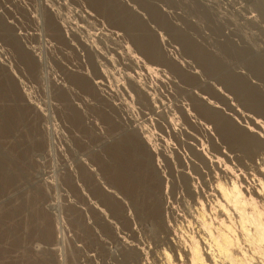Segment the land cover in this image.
Instances as JSON below:
<instances>
[{
    "label": "rangeland",
    "instance_id": "rangeland-1",
    "mask_svg": "<svg viewBox=\"0 0 264 264\" xmlns=\"http://www.w3.org/2000/svg\"><path fill=\"white\" fill-rule=\"evenodd\" d=\"M92 1L0 0L2 131L9 114L15 121L5 136L0 127V152L15 156L17 175L0 189V264H122L130 245L143 249L132 264H162L164 253L176 262L168 238L198 233L193 217L199 201L211 220L210 208L221 201L215 176L223 183L236 176L251 191L259 178L264 185V150L249 153L224 138L190 97L195 92L231 123L261 131L264 0H113L151 36L155 58ZM128 78L148 99L129 88ZM93 81L100 83L93 87ZM242 82L254 89L249 100L240 92ZM133 130L156 148L153 158L145 155L155 164L157 184L147 202L151 189L139 187L147 195L121 187L113 177L115 150L125 147L131 157L124 141L137 138ZM193 146L219 158L217 165L232 175L223 177Z\"/></svg>",
    "mask_w": 264,
    "mask_h": 264
},
{
    "label": "bare ground",
    "instance_id": "bare-ground-1",
    "mask_svg": "<svg viewBox=\"0 0 264 264\" xmlns=\"http://www.w3.org/2000/svg\"><path fill=\"white\" fill-rule=\"evenodd\" d=\"M92 2H94V4L97 7L105 10L106 13L108 15H110V18L113 21H115V20H116V22L120 21V22H122V24L125 27L129 28L132 31V34L135 37L136 41H138V43H140L142 46L145 47L144 50L146 52H148L147 54H151V56L154 58L158 56V55L157 56H155V55L158 54L159 52L156 53L157 50L155 49L156 50L155 51L154 49H152V47H155V46L151 45L153 43L152 40L150 39L151 36H148L147 31L139 23V21L136 19V17L134 18V16H133L131 18V17L123 16L124 10L120 6H118V4H115L113 2V0H94ZM113 14H115V15H113ZM125 14H127V13H125ZM129 16H131V15H129ZM150 40H151V43H150ZM87 49L91 50L92 48L89 47ZM197 54H198V52H197ZM154 58H152V59H154ZM171 60H172V58H171ZM174 60H176V59H174ZM174 60L170 61V63L171 62L174 63ZM176 62H178V61H176ZM135 63H136V60H135ZM173 63H171V65ZM213 63H214V61H213ZM174 64H173V67H174ZM177 65L180 66L179 63H176L175 66H177ZM174 68H176V67H174ZM144 69H147V71H149L150 67L145 64ZM77 77L79 78V76H77ZM84 78H85V76H84ZM128 79H129L128 82H127V79H126V82L128 83L129 88L131 87V89L133 88L135 91L142 93L143 97H144V95L147 96V91L144 89V87L141 86V84L138 83V81L131 79V78H128ZM230 81H231L230 83H234V81H232V79ZM93 82H91V84L93 83L92 86L95 85V87H96V85H98V83H100L99 81H93ZM246 85L244 82L241 83V89L242 90L240 92L243 93L242 94L243 98H246V100H249L248 98L253 95L252 93L254 92L253 91L254 89L252 90L251 87H248L250 85H248V86H246ZM5 86H6V84H5ZM190 97L195 98V100L197 101L196 106H198L197 108H200V110L202 111L203 114L214 119V123L216 124V127L223 134L224 138H226L230 142L234 141V142L240 143V145L243 148H245L246 151L249 153H251V151L253 153L254 151L260 150V149L264 150V137H263L264 132H262V131H264V124L260 123L258 120H255L254 123L257 124V126L256 125L255 126L257 128H259V126L261 127L260 128L261 131L260 130L256 131L255 129L253 130V127L251 128L249 125H248L249 126L248 127V126H244V125L239 124V123L236 124L235 122H234L235 124L233 122L231 123L229 120H227L230 117L227 118V116H225V117L222 116L219 113V110L216 109L217 107L214 108L215 106H212L209 101L204 100V98H201L195 92L191 93ZM146 99H148V96ZM251 99H253V98H251ZM253 102H255V101H253ZM259 106H262V105H259ZM263 110H264V105L262 107V111ZM17 114L19 115V112L16 113V116H18ZM185 115L187 116V118L190 117L189 116L190 114L187 111L185 112ZM13 116H14L13 114H9V118L7 117L6 120L4 119L2 121L4 124V130H3L4 132L2 131L3 127L0 126L2 136H5L6 133H8L10 131L12 124H14L15 121L12 120ZM258 124H259V126H258ZM199 126L204 131H206V134H208L209 138L212 139V141H214V137L212 138L213 133L210 131V128L206 125H203V123L200 124ZM134 132L136 133L137 138L134 139V138H130L128 136L129 139L126 138L124 141L125 146H128V148L131 149V150L129 149L130 153H131V155H130L131 157H129V159L127 158V155H126V157L124 155L125 150H123V149L125 147L122 148L121 146L120 147L118 146V149L115 150V151H117L116 153H118V155H117V157H115L116 159L114 160V162H112L113 163L112 165L114 166L113 177H114V181L116 183H119L121 187L126 184L127 186L126 185L125 186L128 188H129L128 185H131L130 187H132L133 189L138 188L137 191L140 188H143L144 190H147V191L149 189H151L152 191L150 190L151 192L149 194V195H151V197H149V195H148L149 192L148 193L144 192L143 189H141V191H143L144 193H147V195H148L147 196L148 198H146V202H147V199L150 200V199H153L155 197V196H153V194L155 193V191H153V190L157 188L156 177L154 178V176L156 175L155 174L156 173L155 164L153 161H151V163H150V161L147 160L150 157L153 158L154 153L156 152L155 151L156 148H154V145H152L150 143L148 137H146L144 135H140V133L138 134V130L137 131L135 130ZM140 132H141V134L143 133L142 131H140ZM118 143H122V142H118ZM120 145H122V144H120ZM193 148L195 149L196 153L199 156H201L202 159L205 160L207 163L213 165V167L218 166L217 163L219 161L218 160L219 158L216 157L217 159L213 160L210 158V156L208 157L205 153H203L201 151V149H197L194 146H193ZM19 149H18V151H19ZM142 149H143V151L144 150L146 151V154H143ZM126 150H127V148H126ZM1 152H2V150H1ZM1 152H0V189H2L4 186L6 187L7 184L10 185L14 180H16L15 177L17 176L15 169H14V166H13V158L15 156H13V154H12V156H13V158H12L10 153H9L10 154V156H9V155H6L5 152H2V153ZM21 153H23V152H21ZM15 154H17V153H15ZM23 154H22V156H23ZM145 155H147L146 156L147 159H146ZM122 157H124V160L122 159ZM18 158H20V156ZM136 159L139 162L136 164V167L138 168V166H139V168H141L140 169L141 172H143L141 174L142 175L146 174V176L149 177V180L143 181V180L139 179L140 177L138 178L137 172H140V170L137 169V171H136L137 174H136L135 173L136 168H133L136 161L134 163H132ZM79 164L83 168L82 170L84 172V175L91 176L89 173L90 170L86 169V166H84V163L81 160H80ZM131 165H133V166H131ZM113 166H112V168H113ZM128 166H129V168H128ZM16 167H18V166H16ZM214 170H216V168H214ZM260 171L263 173L262 169ZM219 172L221 174H223V177L224 176L228 177V174L232 175L231 171L228 169V167L226 165L224 167H219ZM139 175H140V173H139ZM235 177L236 176H234V180H232L229 177L230 183H227L226 181H225V183H223L218 179L217 176H215L216 185L213 189L215 190V192H218L220 194L221 201L219 199H217L215 207L210 208L212 211L209 209L212 213V216L210 215L212 217L211 220L207 219V215L205 214V211H206L205 206L201 201H199L200 206L196 210L197 211V213L195 214L196 216L193 217V218H195V222L198 225V227H197L198 233L196 235H189L188 238H186V240H181V241L179 239L175 238V234H173L172 237H169L168 241L177 250L176 252L178 255L175 256L176 262H173V261H171V258L168 256V254L164 253V257H163L164 260L162 261V264H264V185L261 182V178H259L257 187H255V189H253L251 191L248 188L246 189V187L244 188L242 185H238ZM142 179H144V177H142ZM189 191L191 194L196 193L195 188H192V187L189 188ZM138 194H141V193H138ZM134 195H135V192H134ZM136 196H138V195H136ZM129 198L132 199L131 197H129ZM140 198H141V196H140ZM140 198H139V200L144 199V198H142V199H140ZM133 200L137 201L138 197H137V199L135 198ZM157 200L156 199H154L153 201L151 200L152 203L154 204V206L149 204L150 202L148 203L149 205L153 206L152 212L153 213L155 212L153 215L155 217V219L158 217V216L157 217L155 216V214H158L157 213L158 210L156 208L154 210V207H156L155 205L157 204ZM136 201H134V202H136ZM141 202H143V201H141ZM134 204H133V206H134ZM130 205H132V203ZM34 206H36V205H34ZM135 206H137V205H135ZM207 208H209V207H207ZM165 209H166L165 211H170L169 206H166ZM7 214H8V212H7ZM136 214H137V212H136ZM140 215L141 214H138V216H140ZM208 215H209V213H208ZM210 216H209V218H210ZM130 219H131V216H129V218H128V216H126L124 220H125L126 224L131 226V230L132 229L134 230L133 224H130L131 223ZM2 224H3V222H2ZM234 224L235 225L237 224V226H235ZM162 228H164V225ZM155 229H157V227H155ZM42 230H44V229H42ZM166 230H169L168 225L166 226ZM169 232H170V230H169ZM45 233H43V234H45ZM132 233H134V232H132ZM47 235L48 234L46 233V235H43V236H47ZM116 236L118 238V235H116ZM40 239H41V237H40ZM119 242H120V240H119ZM122 245H124V244H122ZM123 248L125 249V247H123ZM127 248L129 249V251H127L128 249L125 250L126 252L124 251L125 253H123L124 256H123L122 264H132V262L134 260H136V261L141 260V256L143 254V251H142L143 249L141 250L140 247L138 248V247L132 246V245L127 246Z\"/></svg>",
    "mask_w": 264,
    "mask_h": 264
}]
</instances>
